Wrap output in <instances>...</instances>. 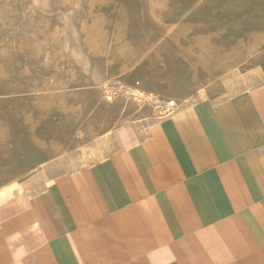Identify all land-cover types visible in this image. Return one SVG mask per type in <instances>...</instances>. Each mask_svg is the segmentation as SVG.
<instances>
[{"label":"rangeland","instance_id":"1","mask_svg":"<svg viewBox=\"0 0 264 264\" xmlns=\"http://www.w3.org/2000/svg\"><path fill=\"white\" fill-rule=\"evenodd\" d=\"M257 68L264 0H0V204Z\"/></svg>","mask_w":264,"mask_h":264},{"label":"crops","instance_id":"2","mask_svg":"<svg viewBox=\"0 0 264 264\" xmlns=\"http://www.w3.org/2000/svg\"><path fill=\"white\" fill-rule=\"evenodd\" d=\"M229 86L2 202L0 264H264V73Z\"/></svg>","mask_w":264,"mask_h":264}]
</instances>
